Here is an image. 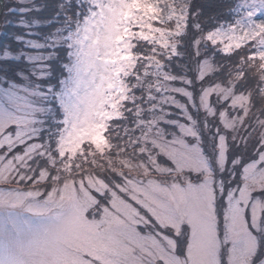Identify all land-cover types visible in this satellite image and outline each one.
Here are the masks:
<instances>
[{
	"label": "snow or ice",
	"instance_id": "1",
	"mask_svg": "<svg viewBox=\"0 0 264 264\" xmlns=\"http://www.w3.org/2000/svg\"><path fill=\"white\" fill-rule=\"evenodd\" d=\"M214 9L19 8L20 47L0 50V264H264V0Z\"/></svg>",
	"mask_w": 264,
	"mask_h": 264
},
{
	"label": "trees",
	"instance_id": "2",
	"mask_svg": "<svg viewBox=\"0 0 264 264\" xmlns=\"http://www.w3.org/2000/svg\"><path fill=\"white\" fill-rule=\"evenodd\" d=\"M32 0H3V5L1 9L0 3V50L7 45H11V47L15 50L20 47L13 37L18 34H23L24 29L15 27V23L21 18L19 13V8L21 7H29L31 6ZM36 4H44V3H51V0H34ZM197 3L204 5V10L207 14H212L214 6L219 2V0H196ZM8 7H12L17 9V11L11 15H5L6 9ZM50 15V11H43L40 13H31L25 17V19L31 20L34 17L40 20H45ZM11 23H8V22ZM34 31L46 33L51 31V28L48 27H41L34 29Z\"/></svg>",
	"mask_w": 264,
	"mask_h": 264
},
{
	"label": "water",
	"instance_id": "3",
	"mask_svg": "<svg viewBox=\"0 0 264 264\" xmlns=\"http://www.w3.org/2000/svg\"><path fill=\"white\" fill-rule=\"evenodd\" d=\"M0 3H1V9H2V5H3V0H0Z\"/></svg>",
	"mask_w": 264,
	"mask_h": 264
}]
</instances>
